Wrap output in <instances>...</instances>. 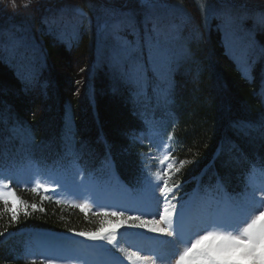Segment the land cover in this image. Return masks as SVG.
<instances>
[{"label":"trees","instance_id":"trees-1","mask_svg":"<svg viewBox=\"0 0 264 264\" xmlns=\"http://www.w3.org/2000/svg\"><path fill=\"white\" fill-rule=\"evenodd\" d=\"M228 33L243 41L242 67ZM155 102L172 124L171 155L188 161L171 176L175 196L209 184L241 191L251 171L264 167V3H0V168L15 157L53 164L71 148L82 170L108 167L132 185L149 152L137 136ZM15 192L37 209L23 208L12 221L0 202V264H32L19 257L26 231L75 234L103 225L102 215Z\"/></svg>","mask_w":264,"mask_h":264},{"label":"rangeland","instance_id":"rangeland-1","mask_svg":"<svg viewBox=\"0 0 264 264\" xmlns=\"http://www.w3.org/2000/svg\"><path fill=\"white\" fill-rule=\"evenodd\" d=\"M257 1L260 4L264 3V0ZM239 8L242 9L241 6ZM260 19L262 20L263 17L260 16ZM225 37L231 43V52L236 54L235 62L238 67L240 65L242 67L238 60L243 52V41L240 39L239 42L231 41L233 37L230 33ZM154 104L153 107L146 106V114L143 119L144 128L137 136L139 141L149 147V153L144 160L142 178L134 186L122 185L108 167L93 173L83 171L78 164L77 152L71 148H67V156L63 161L59 158L53 164L41 165L30 157L21 161V157H15V161L8 168L0 170L4 176L11 177L10 180H4V183H8L14 191L16 189L31 191V187H34L39 180L42 187L33 193L40 199L45 197L43 199L45 201H59V204L74 206L79 210V205H84L86 210L83 212L80 210L82 213L93 216L99 213L104 217L102 219L105 232L120 225L117 228L118 247H113L105 240H90L72 233L53 235L30 232L22 251V256L25 259L29 261L44 260L45 264H47L46 258L49 257L54 258L53 264H114V258H117L122 264H175V259H170L166 254L169 251V246L157 243V241L171 240V237L151 232L147 228L130 227L129 225L134 221L128 220L129 216H139L141 212H156L149 185L161 184L162 186V182L157 178L159 161L163 159L166 152L171 153L172 140L168 139L169 136H172L171 121L168 117L163 116L166 112L165 105L157 102ZM164 144H168L170 147L165 149ZM150 157L156 159H150ZM261 170L256 169L251 174L257 187L264 183V175H261ZM44 187L48 188L47 192L44 191ZM253 191L254 189L249 186L248 178L245 190L240 195L230 198L240 200L245 194L251 195ZM255 195L259 199L261 194L256 191ZM154 196L159 199V211H162L163 196L159 190L155 191ZM46 197H51V199ZM227 198L229 196L225 197L220 192L218 197L210 195L208 198L202 199L203 204L199 203L198 199L195 200V203H187L186 200L180 199H176L172 203H177L178 209L183 206L185 223L191 226L192 223L199 222L209 216L227 215L231 211V202ZM17 208L19 211L23 210L22 206H17ZM119 209L130 210L124 211L123 217L102 214ZM260 211H264V208H261ZM141 218L158 220L159 215L145 214ZM125 220L127 223L122 224L121 221ZM177 247L178 252L183 251L182 244ZM13 251L18 253L17 249H13ZM133 252L142 256L147 255L149 259L146 261H137L135 258L128 259V256ZM245 264H252V262L246 261Z\"/></svg>","mask_w":264,"mask_h":264},{"label":"snow or ice","instance_id":"snow-or-ice-1","mask_svg":"<svg viewBox=\"0 0 264 264\" xmlns=\"http://www.w3.org/2000/svg\"><path fill=\"white\" fill-rule=\"evenodd\" d=\"M149 0H142V3H148ZM13 7H15V0H11ZM205 7V5H201ZM80 15H85L82 10H77ZM126 15V14H125ZM126 25L135 29L134 19H129ZM122 25L116 26V31ZM237 128H246L249 125L243 122L236 123ZM264 127V124H262ZM169 141L173 138L169 136ZM165 149L169 148L168 144H164ZM150 159H156L150 157ZM160 167L158 169V180L161 184L149 185L150 191L153 194V206L156 212L145 213L141 212L139 216H129L128 220L134 221L130 227L147 228L151 232L160 233L171 237V240L157 241L160 245H168L169 251L166 253L170 259H175V264H245L246 261H251L252 264H264V183L260 187L256 186V181L250 175L249 186L254 189L251 195L245 194L240 200H233L227 198L231 202V211L224 216H209L194 222L191 226L185 223V213L183 206L177 208V203H172L177 198L174 194V189L179 188V184H171L170 179L174 172H179L188 161H177L169 152H166L163 159L159 161ZM255 171V169H253ZM261 175H264V169L261 170ZM10 176H4L0 172V202L4 206V211L11 214L12 221L18 219V208L31 207L33 210L37 209L36 204L28 205L20 199L16 192L9 187L4 180H10ZM42 187V183L37 180L34 187H31L32 192H37ZM218 189H222V185H217ZM159 190L163 196L164 204L163 210L159 211V199L154 196L155 191ZM44 191H48L44 187ZM260 192V198L257 199L255 192ZM170 197V198H169ZM45 197H42L44 199ZM51 199V197H46ZM59 203V201H57ZM11 205V207H10ZM80 210L85 211L84 205H79ZM130 209H119L111 213H102L103 215L123 217L124 211ZM39 211H44L39 208ZM29 214L27 211L24 213ZM151 214L153 216L159 215V219L145 220L141 216ZM98 215H100L98 213ZM127 223V221H121ZM120 225L112 227L105 232L103 225L95 232H76L75 235L83 236L90 240H105L113 247L119 246L117 239V228ZM211 229V230H209ZM4 232H0V236H4ZM183 245V251L178 252V245ZM178 254V258H177ZM137 261L148 260L147 255H139L136 252L131 253L128 259ZM47 264H53L54 258H46ZM32 264H36L35 260ZM41 264H45L42 260ZM114 264H122L117 258H114Z\"/></svg>","mask_w":264,"mask_h":264},{"label":"clouds","instance_id":"clouds-1","mask_svg":"<svg viewBox=\"0 0 264 264\" xmlns=\"http://www.w3.org/2000/svg\"><path fill=\"white\" fill-rule=\"evenodd\" d=\"M4 2V0H0V3H3Z\"/></svg>","mask_w":264,"mask_h":264}]
</instances>
